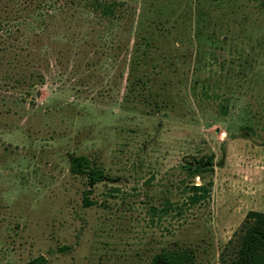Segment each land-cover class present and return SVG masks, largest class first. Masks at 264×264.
Masks as SVG:
<instances>
[{
	"label": "rangeland",
	"instance_id": "obj_1",
	"mask_svg": "<svg viewBox=\"0 0 264 264\" xmlns=\"http://www.w3.org/2000/svg\"><path fill=\"white\" fill-rule=\"evenodd\" d=\"M28 1L0 0V264H149L183 247L218 264L264 212V0H116L109 20L85 0ZM72 155L104 171L92 205ZM204 155L212 172L190 177Z\"/></svg>",
	"mask_w": 264,
	"mask_h": 264
},
{
	"label": "trees",
	"instance_id": "obj_2",
	"mask_svg": "<svg viewBox=\"0 0 264 264\" xmlns=\"http://www.w3.org/2000/svg\"><path fill=\"white\" fill-rule=\"evenodd\" d=\"M74 0H64L65 4H72ZM91 11L105 19L121 16L126 7L116 0H85ZM39 0L35 7L39 6ZM31 1L24 0L21 3L22 9H28ZM53 4H47L44 14L52 17ZM64 5L59 6L60 11ZM32 80L34 77H30ZM192 163L184 168L187 174L194 178L204 179L206 173L212 172L213 162L210 155L193 158ZM69 169L72 173L85 177L89 188L82 194L84 206L92 205L94 202L88 198V194L96 183L104 179L103 169L86 155L70 156ZM211 180L201 181L198 184L191 182L186 185L187 194L184 203L187 206L199 204L204 201L210 192ZM47 260L43 255H37L27 261L26 264H46ZM149 264H195V253L190 247L176 249H161L155 253ZM218 264H264V212L249 210L238 229L227 241L220 252Z\"/></svg>",
	"mask_w": 264,
	"mask_h": 264
}]
</instances>
